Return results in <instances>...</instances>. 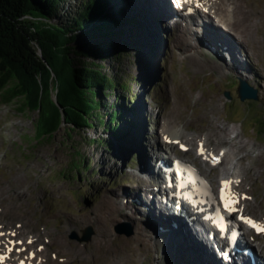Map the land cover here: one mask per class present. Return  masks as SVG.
I'll return each mask as SVG.
<instances>
[{"label": "rangeland", "instance_id": "374dc122", "mask_svg": "<svg viewBox=\"0 0 264 264\" xmlns=\"http://www.w3.org/2000/svg\"><path fill=\"white\" fill-rule=\"evenodd\" d=\"M77 1L70 0L69 5ZM126 1L140 27L129 30L119 41L120 45L130 44L128 54L119 63L106 60L103 65L122 78L128 91L109 93L104 102L107 108L117 100L133 109L124 111L125 122L132 121V129L117 139L102 126L71 131L63 124L51 138L37 140V112H21L20 101L0 100V186L10 195L6 196L9 199L0 196V209L5 211L0 219L22 225L27 235H36L45 245L48 264H215L204 256L201 246L177 232L172 219L143 211L137 203L144 199L138 186L146 178L139 173L144 175L142 164L155 153L149 145L161 140L163 122L171 121V128L183 134L195 131L192 136L199 139L207 131L203 115L215 107L219 121L234 127L240 140L251 145L244 161L251 166L246 173L252 179L246 180L255 199L249 198V213L264 219V80L256 84L226 67H216L226 49L217 35L236 40V32L230 35L214 20L213 30L197 20H192L193 26L174 24L166 15H161L162 20L157 15V0ZM241 1L264 16V0ZM259 30L254 31L256 45L248 43L242 55L238 54L264 72V30ZM240 85L247 86L246 92L255 93L256 98L242 100ZM100 139L105 143H99ZM209 142L219 152L226 146L215 137ZM173 150L179 153L177 146ZM193 154L182 157L192 161ZM82 160L84 169L74 170ZM218 172L219 168L207 175L213 185H217L212 178ZM8 182L15 183V190ZM6 207L12 208L6 211ZM121 225L132 234H118ZM88 230L92 234L83 241ZM260 245H255L256 250Z\"/></svg>", "mask_w": 264, "mask_h": 264}, {"label": "trees", "instance_id": "16d2710c", "mask_svg": "<svg viewBox=\"0 0 264 264\" xmlns=\"http://www.w3.org/2000/svg\"><path fill=\"white\" fill-rule=\"evenodd\" d=\"M69 2L0 0V98L3 102L21 98L23 110L40 108L38 139L51 137L61 114L71 131L102 126L105 133L122 139L133 127L132 121L125 122V108L133 109L117 100L107 108L104 99L109 93L128 91V86L103 62L113 65L128 54L130 44L119 41L129 30L139 29V20L126 0ZM24 14L42 22L18 21ZM30 41L38 44L46 64ZM52 91L58 106L50 99ZM84 167L82 160L73 169L80 172Z\"/></svg>", "mask_w": 264, "mask_h": 264}, {"label": "bare ground", "instance_id": "6f19581e", "mask_svg": "<svg viewBox=\"0 0 264 264\" xmlns=\"http://www.w3.org/2000/svg\"><path fill=\"white\" fill-rule=\"evenodd\" d=\"M157 1L159 7H162V5L164 7L163 0ZM196 1H199V3L204 7H210V10H214V12L209 11L208 13H215L214 15L218 17L216 19V25L219 26L222 24V26H224L225 31L230 32V35L235 32L237 33L236 40L228 35H217L219 38H223V40L221 41L226 46V49L225 52H221L224 53V57H222V61L220 59L221 63H216V67L221 69H223V67L225 69L226 67L235 76H240L246 79H253L255 80L256 84L260 80H264V72H259L255 67L250 66L249 61L245 60V55H243L244 57L242 56V58H240L239 56V54L242 55L241 51L243 53V49H246V47L250 44L256 45L257 40L255 38L254 31H260L259 29L264 30L263 14L259 11L254 10L253 7L243 4V1L241 0H192L191 4L183 3L184 8L182 10L179 7H177V9L186 12L189 11V8H191V15L195 16H189L188 18L180 16L182 18L181 20H178L179 18L176 19L173 16H170V14H167V17H171V21L174 24L179 22L184 23L187 26L188 24H190V26H193L194 21L192 20H197L198 23H201L206 29L213 30L215 26L211 25L209 19L203 20L201 18H198L201 15H204L207 18H210L211 16L203 14V12L206 11L205 9H203L202 11L198 10L197 12V8H195V5H198L199 3H196ZM163 7L160 8V10L165 12L166 10L163 9ZM233 26L236 27L237 31L233 29ZM189 29L192 30L191 27ZM212 33L215 34L214 31ZM183 34L184 33L182 31V38ZM248 43L250 44L248 45ZM225 58L228 61L225 60ZM255 77H257V79H255ZM203 118L206 122L205 127L207 128V131L203 136L199 137V139H196V136H192L196 135L195 131H193L194 134L188 132L183 134L178 129L176 130L171 128V124H169L171 123V121H165L159 127V136H161L160 138L163 139V141L156 140V145L153 144V146L155 145V147H153L152 145L149 146H151L153 150L155 148V151L162 152L163 155L161 156V158L165 159L173 151H175L173 150V148L175 147L174 142L178 141V145H184L185 147H187V153H194L192 155V162H198L200 170L203 169L204 178L207 179L210 185H213V183L208 180L209 178H207L209 176V173L212 172L214 169H217L218 171L219 168L218 174L216 176L212 175V179H214L218 183L217 193L219 192L220 187H223V182L225 180L232 181L231 191L236 193L239 199V202L235 205V207L239 210H242L238 212H241L243 216L250 214L249 212L251 203L249 202V198H253L254 195H252V191H249V183H247V180L252 178L251 175L250 178H248L246 171L247 169H251V166L245 165L244 161L247 160L249 157L248 153H250L251 145L245 141L240 140V133L235 130L234 127H228L224 122L219 121V115L215 107H212L209 111H207L203 115ZM186 119L187 117H185V120ZM211 137L217 138L218 144L224 143L226 146H223L220 152L218 148V151H216V147L210 145L209 141ZM201 145H203L204 148V155L197 153ZM206 156L208 157L207 159L205 158ZM215 156L219 157L218 159H220L217 164L212 163L213 158L211 157ZM151 157L152 156H148V158ZM145 163L144 165L142 164V167H144V169L142 168V170L144 175L146 176V180L142 182L141 186H138L139 193L141 192V194L144 195V199L143 197L141 199V194H139L138 199L140 197L141 200H139V202L137 201V203L142 209L144 208L143 211H145L146 213L152 215L155 214L160 217V219H172L174 221L173 223H175L173 224V226L177 229L178 233L184 234L190 242L201 246V250L204 252V256L218 263V261L214 258L213 253L203 243V238L201 234L202 231L200 230V228H198L193 223L188 225L187 221H185L183 217L175 218L174 214H171L169 211L171 207H167L165 203L159 200L157 195L161 192V186L158 187L160 190L158 189V191H155L152 187L155 186V184H152V186L149 185L151 184V182H153V180L155 183V180H157L156 177H158L159 174L158 172L156 173L153 167H151L149 160ZM236 181H239V183H236ZM8 186L13 190H15L16 188L15 183L8 182ZM244 194L245 198L243 199L242 196ZM2 195L5 196V198L6 196L10 197L7 188L1 185L0 196ZM8 197L6 199H9ZM252 200L255 201L254 198ZM253 207H255L254 204ZM11 208L12 207H6V211L10 210ZM1 212L4 213V209H0V218L3 215V213ZM251 212L254 213L255 211L252 210ZM260 220L261 223L264 224V220ZM178 227L180 228L178 229ZM0 232L4 233L3 236H0V256L4 253H8L6 261L15 262L16 264H48L46 257L47 254H45V245L39 242L40 240H38V237L36 235H27L28 233H25L22 225H10L0 219ZM13 233H15V235H13ZM40 246H42V248ZM261 259L262 261H260L259 263L264 264V255ZM0 264H2L1 259Z\"/></svg>", "mask_w": 264, "mask_h": 264}, {"label": "water", "instance_id": "95a60500", "mask_svg": "<svg viewBox=\"0 0 264 264\" xmlns=\"http://www.w3.org/2000/svg\"><path fill=\"white\" fill-rule=\"evenodd\" d=\"M18 21H20V22L27 21V22H30V23H34L35 25H36V23L42 22V20H37V19H35L33 16L28 15V14H24V15H22L21 17H19V18H18ZM44 22H45V23H49V24H53L51 21H49V22H48V21H44ZM30 30H31V31H34V28H31ZM30 45L32 46L33 51H35L36 56H37L39 59L41 58L42 62L46 64L45 60L42 59L41 50H40V48L38 47V44H37L35 41H30ZM53 76H54V75L51 73V79H50L51 82H52V79H53V81H54V77H53ZM51 89H52V88H51ZM246 91H247V86H241V85H240V87L238 88V92H239V94H240L242 100H244V99H255V98H256L255 93H254L253 95H250V94H248ZM53 95H54V98L52 97ZM50 99L52 100V102H53L55 105H57V104H56V98H55V91H54V92L52 91V92L50 93ZM0 100L2 101L1 98H0ZM14 101H20V103H19L18 105L20 106V107H19V110H20L21 112H25V111H36V112H37L38 116H37V119H36V122H35V125H34V127H35V137H36V125H37V120L39 119V110H40V108L37 109V110H28V109L23 110V109H22V103H23V100H21V98H17V99L12 100L11 102H14ZM11 102H5V101H4V103H11ZM57 106H58V105H57ZM59 120H60L59 125H58L57 129L54 131V133H56V131L59 130V128L61 127V125L65 124V123H64V117H63L62 114L60 115V119H59ZM65 125H66V124H65ZM54 133H52V135H53ZM52 135H51V137H52ZM51 137H50V138H51ZM45 138H46V137H45ZM47 138H48V137H47ZM36 139H37V140H42V139H44V138H39V139H38V138L36 137ZM122 228H123L122 225H121V227L117 228L116 231H117L118 234H125L126 236H130V235L132 234L131 229L123 230ZM91 234H92L91 231L88 230V231L86 232V234L83 236L82 240H83V241H87V240H89Z\"/></svg>", "mask_w": 264, "mask_h": 264}, {"label": "snow or ice", "instance_id": "6c2138e0", "mask_svg": "<svg viewBox=\"0 0 264 264\" xmlns=\"http://www.w3.org/2000/svg\"><path fill=\"white\" fill-rule=\"evenodd\" d=\"M174 2L177 5H181L182 3L191 4L192 0H174ZM197 6H200V5L198 4ZM189 11H191V8H189ZM181 147L184 148L183 145H181ZM185 150H187V149H185ZM200 154L204 155L203 145H201V147H200ZM221 155H222V153H221ZM205 158L207 159L208 157L206 156ZM217 162H218V160L215 157H213L212 163L215 164ZM236 183H239V181H236ZM231 184H232V181H230V180H225L223 182V188L221 191V199L224 202L225 208L230 213H235L237 211H242V210H239L235 207V205L239 202V199H238L237 194L231 191ZM241 219L245 223L250 225L251 227L255 228L258 232H264V224H259V223L255 222L253 219L248 218V217H244L243 215L241 216ZM3 235H4V233L0 232V236H3ZM13 235H15V233H13ZM0 259H3V257L0 256Z\"/></svg>", "mask_w": 264, "mask_h": 264}]
</instances>
